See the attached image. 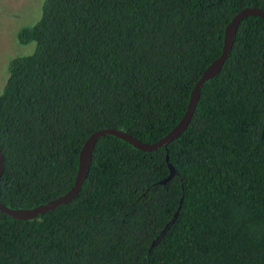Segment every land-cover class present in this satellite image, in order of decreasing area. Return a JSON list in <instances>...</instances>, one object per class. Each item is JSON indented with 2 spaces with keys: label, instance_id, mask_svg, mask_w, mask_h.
Listing matches in <instances>:
<instances>
[{
  "label": "trees",
  "instance_id": "obj_1",
  "mask_svg": "<svg viewBox=\"0 0 264 264\" xmlns=\"http://www.w3.org/2000/svg\"><path fill=\"white\" fill-rule=\"evenodd\" d=\"M249 6L264 0H42L0 93V202L66 193L96 130L165 136ZM0 264H264V18L240 21L177 138L145 151L104 135L70 201L0 210Z\"/></svg>",
  "mask_w": 264,
  "mask_h": 264
},
{
  "label": "water",
  "instance_id": "obj_2",
  "mask_svg": "<svg viewBox=\"0 0 264 264\" xmlns=\"http://www.w3.org/2000/svg\"><path fill=\"white\" fill-rule=\"evenodd\" d=\"M249 15L259 16L261 18H264V9L259 8V7L249 6V7H245L241 9L239 12H237L232 17L230 22L225 27L224 43H223L221 54L216 59H214L203 71L200 78L196 82L194 88L192 89L186 112L184 113L180 121L165 136H163L162 138L158 139L155 142L147 143V142L141 141L140 139L136 138L130 133L120 130V129L103 128V129L96 130L86 139V141L84 142L80 150L79 165H78V170H77V174L75 177V181H74L73 186L66 193L46 203L40 204L33 208H28V209L10 208L0 202V210L5 212L6 214H8L9 216L13 218L30 219L39 214L45 213L48 210L53 209L61 204H65L68 201H70L78 193V191L80 190L82 186L83 181L87 177L94 146L97 140L104 135H107V134L115 135L127 141L134 147L141 149V150H145V151H151L159 147L165 146L170 141L177 138L178 135L187 127L194 113L195 106H196V103L199 97V91H200L202 84L206 80L216 76L219 73L229 53V50L232 47L240 21ZM2 170H3V155L0 149V177L2 174ZM174 174H175L174 168L170 165V175L165 180H162L161 183L166 182ZM175 217H176V213L172 221L175 219Z\"/></svg>",
  "mask_w": 264,
  "mask_h": 264
},
{
  "label": "rangeland",
  "instance_id": "obj_3",
  "mask_svg": "<svg viewBox=\"0 0 264 264\" xmlns=\"http://www.w3.org/2000/svg\"><path fill=\"white\" fill-rule=\"evenodd\" d=\"M42 0H0V93L4 87L8 64L16 55L29 54L35 42L22 45L17 40L18 30L37 22Z\"/></svg>",
  "mask_w": 264,
  "mask_h": 264
}]
</instances>
